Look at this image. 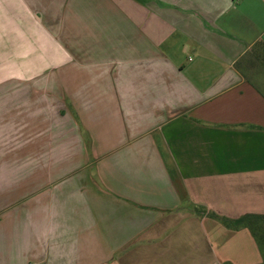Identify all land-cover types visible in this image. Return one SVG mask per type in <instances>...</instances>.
<instances>
[{"label":"crops","instance_id":"1","mask_svg":"<svg viewBox=\"0 0 264 264\" xmlns=\"http://www.w3.org/2000/svg\"><path fill=\"white\" fill-rule=\"evenodd\" d=\"M245 215L264 0H0V264H259Z\"/></svg>","mask_w":264,"mask_h":264},{"label":"rangeland","instance_id":"2","mask_svg":"<svg viewBox=\"0 0 264 264\" xmlns=\"http://www.w3.org/2000/svg\"><path fill=\"white\" fill-rule=\"evenodd\" d=\"M82 129V127H81ZM81 140L82 142H84V144H86L87 148L89 149L90 147V140H89V137L85 136V135H81ZM95 157V154L88 151H85V152H82L79 154V162L82 163V162H87L88 160L89 161H93V162H96L97 159L94 158ZM253 229L256 231V239L258 241V243L260 245H258V247L255 246V244L253 243V248H251V250L253 251H248V250H245V253H243V249H239V257L240 259L242 258V256L244 255L246 259H252V261H259L260 260V253L259 251L262 253V261L261 263L259 264H264V218H262L261 220H256V222L253 223ZM244 242L242 241V238L240 237L239 238V243L238 245H241L243 244ZM259 248V250L257 249Z\"/></svg>","mask_w":264,"mask_h":264},{"label":"trees","instance_id":"3","mask_svg":"<svg viewBox=\"0 0 264 264\" xmlns=\"http://www.w3.org/2000/svg\"><path fill=\"white\" fill-rule=\"evenodd\" d=\"M264 218V216H254V215H245L235 220H227L224 218H220L226 225L233 226V227H247L251 234L254 236L256 242L258 243L255 235L256 231L253 229V223L256 222V220H261ZM258 245H260L258 243Z\"/></svg>","mask_w":264,"mask_h":264}]
</instances>
